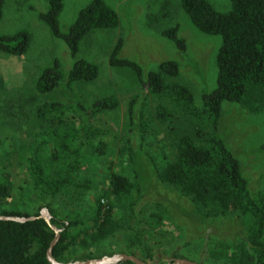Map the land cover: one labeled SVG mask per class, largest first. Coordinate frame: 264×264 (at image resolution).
Masks as SVG:
<instances>
[{"label":"rangeland","instance_id":"1","mask_svg":"<svg viewBox=\"0 0 264 264\" xmlns=\"http://www.w3.org/2000/svg\"><path fill=\"white\" fill-rule=\"evenodd\" d=\"M218 13L229 10L228 0H205ZM90 0H63L57 16L60 33H66L80 9ZM118 18L115 28L96 30L80 41L75 58L68 55L60 39L51 36L38 14L47 10L46 0H5L0 17V35L24 32L29 41L20 56L0 52V183L8 177L10 195L0 201V211L29 216L45 210L49 197L46 189L32 184L28 159L42 168L45 179L59 177L73 161L69 151L79 148V166L72 173L73 182H89L90 189L71 203L51 206L59 209L58 219L77 215L82 226L92 216L91 198L105 188L111 172L131 179L136 172L141 197L131 213L125 204H116L113 216L117 229L85 249L77 247L73 254L90 251L95 257L133 256L146 264H167L173 256L207 264L208 252L217 251L219 243L230 244L239 239L242 229L233 219L207 220L196 214L193 206L169 187L156 182L152 166L161 168L173 157V142L179 135L193 136L207 132L204 120L189 116L184 106L168 95L147 94L142 83L150 72L157 71L163 61L175 62L178 74L165 78V83L185 87L192 104L200 108L202 95L215 88V56L219 36L199 33L181 10L177 0H103ZM177 28L184 41L179 52L161 32ZM117 54L137 64L138 79L129 69L112 68L108 58L116 42ZM74 59H83L97 67L91 82L57 86L39 93L36 81L43 70L57 61L65 74ZM111 98L114 110L91 114L90 104ZM132 101L129 124L127 106ZM140 118L147 133L137 150L134 130ZM95 129L87 139L86 134ZM217 136L238 161L250 195L264 191V104L251 112L238 104L223 102L217 125ZM102 149H99V144ZM125 146L130 147V152ZM55 153L54 155H52ZM133 156H130L128 154ZM131 161V162H130ZM78 200V201H77ZM105 205V201L102 200ZM49 230L61 229L49 225ZM78 227L68 230L78 232ZM53 233V232H52ZM120 264H128L120 262ZM221 264V263H218Z\"/></svg>","mask_w":264,"mask_h":264},{"label":"trees","instance_id":"2","mask_svg":"<svg viewBox=\"0 0 264 264\" xmlns=\"http://www.w3.org/2000/svg\"><path fill=\"white\" fill-rule=\"evenodd\" d=\"M4 1L0 0V17ZM62 1L46 0L47 10L38 14V19L52 37L63 42L71 58H75L80 41L88 34L96 30L112 29L118 24L116 13L103 0H90L78 11L67 32L60 33L57 16ZM177 1L190 24L199 33L220 38L215 56V88L202 95V106L197 108L192 104L191 94L185 87L164 81L165 78L177 76L178 66L175 62L163 61L158 64L157 71L146 75L142 85L147 94L162 95L168 92L173 100L184 106L189 116L206 121L208 127L207 132L198 131L192 137L184 134L177 136L173 142L171 161L161 168L153 165L152 172L158 184L169 187L189 201L195 213L204 219L229 218L239 223L241 237L230 244L219 243L217 251L208 252L207 264H264V191L249 194L238 161L217 136L223 102L238 104L251 112L264 104V0H228L229 10L226 13H218L205 0ZM161 36L172 41L179 52L184 51V41L178 38L176 27L162 31ZM28 41L29 37L24 32L0 35V52L20 56L26 51ZM120 47L121 41L118 40L108 58L109 67L129 69L140 79L141 70L137 64L117 57ZM97 74V67L83 59H74L65 74L57 61H54L50 68L39 75L35 89L44 93L57 86L68 88L75 83L91 82ZM116 107L117 102L111 98L95 100L89 106L91 114L114 110ZM131 117L132 101L127 106L129 124H132ZM132 129L139 150L147 133L146 124L140 118ZM95 134L101 135L103 132L95 129L87 133L86 138L90 139ZM80 146L69 151L65 145H61V149L72 153L74 158L56 178L45 179L36 161L28 159L27 162L32 184L35 187L42 185L47 191L49 204L46 208L51 215L50 225L61 229L51 250V257L64 264L99 258L90 251L77 255L73 251L77 247L85 249L114 233L117 229V220L113 216L115 205L125 204L131 213L141 197L135 171L131 179L111 172L107 186L91 198L92 216L86 221V226H82L77 215L69 220L58 219L59 209L51 206L53 201L61 205L71 203L90 189L86 180L80 184L73 182L72 173L79 166ZM124 148L129 152L131 150L129 146ZM101 149L100 143L98 150ZM128 155L133 156L130 153ZM10 188L8 177H5L0 183V201L9 197ZM0 216L35 217L24 223L0 221V264H49L45 252L53 233L42 219L37 218L36 213L29 216L0 211ZM75 227L79 228L78 232L69 234L68 230ZM177 258L173 256V259Z\"/></svg>","mask_w":264,"mask_h":264},{"label":"water","instance_id":"3","mask_svg":"<svg viewBox=\"0 0 264 264\" xmlns=\"http://www.w3.org/2000/svg\"><path fill=\"white\" fill-rule=\"evenodd\" d=\"M38 219H42L44 221V223L50 227L49 225V218L47 217V213L45 210H42L41 213L37 216ZM35 217H16V216H0V221L1 222H15V223H24V222H28V221H32L34 220ZM53 232V238L50 241L48 248L45 252V258L46 261L49 264H64V263H60L55 261L52 257H51V250L53 248V246L56 244L59 235H58V230L55 229H51ZM130 262L132 264H146L138 259H136L133 256H125V255H114V256H110V257H100L97 259H92V260H86V261H75V262H71V263H65V264H117L120 262ZM167 264H197L195 262L186 260V259H181V258H177V259H172L171 262H167Z\"/></svg>","mask_w":264,"mask_h":264},{"label":"flooded vegetation","instance_id":"4","mask_svg":"<svg viewBox=\"0 0 264 264\" xmlns=\"http://www.w3.org/2000/svg\"><path fill=\"white\" fill-rule=\"evenodd\" d=\"M172 260V259H171Z\"/></svg>","mask_w":264,"mask_h":264}]
</instances>
